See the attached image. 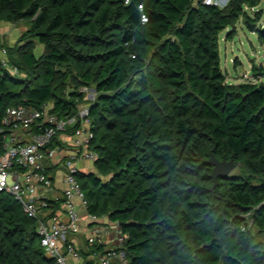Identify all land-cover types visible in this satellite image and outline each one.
<instances>
[{"label": "trees", "instance_id": "trees-1", "mask_svg": "<svg viewBox=\"0 0 264 264\" xmlns=\"http://www.w3.org/2000/svg\"><path fill=\"white\" fill-rule=\"evenodd\" d=\"M261 1L0 0V20L27 23L7 45L19 71L0 69V127L19 103L89 104L97 172L77 178L88 211L121 224L129 264H264V80L228 81L220 55V32L259 21L246 7ZM211 152L240 164L214 188ZM0 264H57L1 190Z\"/></svg>", "mask_w": 264, "mask_h": 264}, {"label": "built area", "instance_id": "built-area-1", "mask_svg": "<svg viewBox=\"0 0 264 264\" xmlns=\"http://www.w3.org/2000/svg\"><path fill=\"white\" fill-rule=\"evenodd\" d=\"M226 2L228 0H225ZM207 4L224 6L223 0H203ZM225 2V3H226ZM256 9V7H251ZM0 69L17 73L11 64L7 47H2ZM263 74L244 75V81L258 82ZM86 91L85 99H93ZM52 104L35 108L23 103L9 106L3 117L0 134L4 136L0 155V190L10 192L20 203L23 211L37 220L40 243L57 264H129L125 250L127 234L121 224L107 216L88 211V199L77 178L81 168L78 158L96 161L98 152L89 147L92 137L88 119L89 104H81L76 115H59L51 111ZM67 135L70 141L62 138ZM74 146L68 147V145ZM65 152V156L61 153ZM61 162L64 187L61 191L65 217L54 211L58 196L53 195L54 179L50 163ZM79 206L86 209L84 225ZM86 233L89 247L87 255L73 239ZM102 246L98 248L97 246Z\"/></svg>", "mask_w": 264, "mask_h": 264}, {"label": "rangeland", "instance_id": "rangeland-1", "mask_svg": "<svg viewBox=\"0 0 264 264\" xmlns=\"http://www.w3.org/2000/svg\"><path fill=\"white\" fill-rule=\"evenodd\" d=\"M225 2L226 1L223 0L224 5L227 3ZM246 9L251 15H254L256 9L263 10L261 19L255 22L256 25L254 30L248 26L245 17L241 16L236 23V34L233 38L228 36L231 32V28H225L220 32L221 66L226 72L228 81L243 78L244 75L251 73L253 71L252 67L254 63L264 66V40L260 39L258 31L260 26H264V0L257 5L256 9H252L249 6H247ZM19 26H22L24 29L27 26V23L25 22ZM6 45L9 44L6 43ZM40 48L42 49V44ZM40 48L38 49L37 47V53H39ZM237 58H239L240 61L238 65L235 66L234 60ZM89 93L92 94V97H95L96 95V91L94 89H89ZM87 100H92V98L89 97ZM239 171L240 164L232 170V172ZM95 172H97L96 169Z\"/></svg>", "mask_w": 264, "mask_h": 264}, {"label": "crops", "instance_id": "crops-1", "mask_svg": "<svg viewBox=\"0 0 264 264\" xmlns=\"http://www.w3.org/2000/svg\"><path fill=\"white\" fill-rule=\"evenodd\" d=\"M23 23H25V22L24 21H21V22H9V21H7L6 22L3 20H0V24H1V26H0V58L2 57V54H3L1 48L7 47L6 43L9 45H14L16 43V41L18 40L19 36L22 34V32L27 28V26L24 29L22 26H19L20 24H23ZM41 44H42V49L40 48ZM37 47H38V49L40 48L39 53H37ZM44 49H45L44 44L39 42L36 46L35 52L37 55H40L43 53ZM239 61H240L239 58L234 60L235 66L238 65ZM259 73L263 74V72H259ZM248 75H254V71H252L251 73H248ZM242 80H243L242 78H239V79H236V80L230 81V82H240ZM62 138L68 142L70 141L68 136L65 134L62 135ZM68 147L74 148V146H72L71 144L68 145ZM61 155L65 156V152H62ZM77 164L81 168V170H83L85 172H92L95 170L94 161H91L89 159L79 157ZM50 170H51V173H52V176L54 179L53 195L58 196L60 198L59 201L61 202V203L59 202V204L58 203L55 204L54 210L56 212H59L60 215L64 218L66 215H65V212L63 209V204H62L63 200H61V198H62L61 197V191L65 185L64 184L65 169L63 168L62 163L58 162V163H54V164L50 163ZM79 211H80V214L82 217L81 222L84 225L89 224L87 219H86V215H87L86 209L83 208L82 206H79ZM73 239L80 246L82 251L87 252L89 250V247H88V244L86 241V233H79V234L73 236ZM86 252L84 253L85 255H87V253H88V252L87 253ZM81 263H82V261L81 262L79 261V264H81Z\"/></svg>", "mask_w": 264, "mask_h": 264}, {"label": "water", "instance_id": "water-1", "mask_svg": "<svg viewBox=\"0 0 264 264\" xmlns=\"http://www.w3.org/2000/svg\"><path fill=\"white\" fill-rule=\"evenodd\" d=\"M247 24L252 30L255 29L254 28L256 25L255 22H251L248 20ZM208 163L213 165L212 176L214 178V184L212 188H214L218 184V180L220 177L229 176L232 170L238 165V162L234 160V157H231L230 159L227 158L220 159L217 156H215L213 152H211V155L208 159ZM92 172H95V170Z\"/></svg>", "mask_w": 264, "mask_h": 264}]
</instances>
